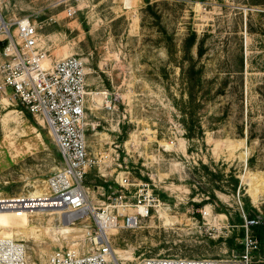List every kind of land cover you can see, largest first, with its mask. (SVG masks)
Here are the masks:
<instances>
[{
    "label": "rangeland",
    "instance_id": "obj_1",
    "mask_svg": "<svg viewBox=\"0 0 264 264\" xmlns=\"http://www.w3.org/2000/svg\"><path fill=\"white\" fill-rule=\"evenodd\" d=\"M130 1L5 0L3 17L14 34L15 18L30 16L54 59L75 53L86 61L87 138L97 160L86 181L91 205L127 179L129 195L144 183L160 193L161 205L140 227L112 236L124 264L149 256L245 264L247 251L250 264H264V4ZM4 37L0 63L9 58ZM199 69L200 81L193 77ZM11 91L0 94V198L44 195L61 153L48 125L10 102ZM203 165L223 174V189L198 206L213 183ZM234 177L242 191L230 189ZM28 198L0 208V237L23 241L30 262L45 264L52 251L76 243L91 219L70 225L59 211L30 213L38 208L27 207ZM256 217L263 223L247 227Z\"/></svg>",
    "mask_w": 264,
    "mask_h": 264
},
{
    "label": "built area",
    "instance_id": "obj_2",
    "mask_svg": "<svg viewBox=\"0 0 264 264\" xmlns=\"http://www.w3.org/2000/svg\"><path fill=\"white\" fill-rule=\"evenodd\" d=\"M0 0V35L6 39L5 53L9 58L0 63V94L9 95L11 103L20 101L34 117L41 118L59 147L62 167L46 180L43 206L35 212H62L70 225L91 219L79 240L50 253L45 264H124L116 252L112 236L120 229H135L150 216L162 201L149 183H144L129 195L128 179L121 188L108 194L107 199L94 203L87 184L89 169L97 164L90 155L87 138L88 79L86 61L79 54L54 59L40 33V26L30 16L15 18V33L3 17ZM70 6L67 15L76 14ZM100 188L105 189L104 185ZM0 198V208L13 200ZM202 210V209H201ZM204 214L206 210H203ZM209 213V211H207ZM261 217L247 218V227L262 224ZM116 230L115 232L113 230ZM248 239V238H247ZM253 243L248 239V244ZM243 262L250 264L249 251ZM214 258L182 256H149L138 264H223ZM0 264H32L27 245L14 237H0Z\"/></svg>",
    "mask_w": 264,
    "mask_h": 264
},
{
    "label": "trees",
    "instance_id": "obj_3",
    "mask_svg": "<svg viewBox=\"0 0 264 264\" xmlns=\"http://www.w3.org/2000/svg\"><path fill=\"white\" fill-rule=\"evenodd\" d=\"M251 3L252 4H264V1L253 0V1H251ZM195 39H196V33L193 32L192 35L190 36L189 40H190L191 43H193ZM201 72H202V70L199 69L198 70V75L197 76L193 75V77L197 78L198 81H200V79H201V77H200L201 76ZM27 113H28L29 116H33L32 113L29 110H27ZM203 166L207 170V173L210 175V177H212L213 183L211 184L209 189H205V191L202 192L203 196H206V197H203L202 201L197 203L198 206L209 202L208 200H211V199L212 200H217V198H218L217 194H216L217 189H220V190L223 189V187H221L220 185L217 184V182H219V180L222 179L223 174L209 170L208 165H203ZM99 182L101 183V185H104L107 188V190H110L108 182H106V181H104L102 179ZM238 188H240V191H242V185L240 184L239 177H234V182L232 183V187L230 189L233 192H236V190H238ZM193 190H194L193 193H196L197 189L194 188ZM155 193L156 194H160V193L157 192V190L155 191ZM243 201L245 202L246 211H248L250 213L251 212V204L248 201V197L244 196L243 197ZM251 216H252V214H251Z\"/></svg>",
    "mask_w": 264,
    "mask_h": 264
},
{
    "label": "bare ground",
    "instance_id": "obj_4",
    "mask_svg": "<svg viewBox=\"0 0 264 264\" xmlns=\"http://www.w3.org/2000/svg\"><path fill=\"white\" fill-rule=\"evenodd\" d=\"M127 4H131V1L127 0ZM43 204H44L43 198H42L41 194H39L37 192L32 193L27 200V207H29L30 209H32V207L35 205H37V208L40 209L43 206ZM113 231L115 232L116 230L114 229ZM4 236L13 237L10 235H4Z\"/></svg>",
    "mask_w": 264,
    "mask_h": 264
}]
</instances>
